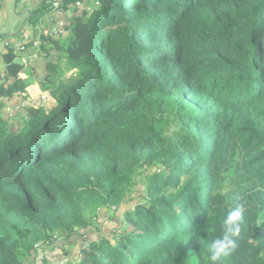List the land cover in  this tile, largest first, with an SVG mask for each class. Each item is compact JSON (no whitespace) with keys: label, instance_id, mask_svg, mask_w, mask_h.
<instances>
[{"label":"trees","instance_id":"trees-1","mask_svg":"<svg viewBox=\"0 0 264 264\" xmlns=\"http://www.w3.org/2000/svg\"><path fill=\"white\" fill-rule=\"evenodd\" d=\"M88 1L23 16L38 34L24 48L56 53L44 97L28 99L21 48L0 49V98L24 101L19 128L0 117V264L119 211L135 172L117 226L56 264H211L237 202L243 238L222 264H264V0ZM56 10L67 23L46 34Z\"/></svg>","mask_w":264,"mask_h":264},{"label":"rangeland","instance_id":"rangeland-1","mask_svg":"<svg viewBox=\"0 0 264 264\" xmlns=\"http://www.w3.org/2000/svg\"><path fill=\"white\" fill-rule=\"evenodd\" d=\"M91 0L88 1V4L86 5L87 9L91 8ZM94 1V0H92ZM55 8L59 6L60 2L57 1L54 3ZM82 4L81 2L79 5ZM64 15V13H63ZM50 17H53L50 14H46L44 16V19L47 18L49 20ZM46 28V27H43ZM46 32V31H45ZM64 32V31H63ZM62 32L61 35L64 33ZM24 37H22L23 39ZM38 40L36 43H34V47L29 45L28 50H21L19 53L22 57V59L25 60L26 67L30 69V72L32 74L34 83L33 85H30L27 88L28 92V99L35 100L38 98L44 97L47 92L42 91L39 88L38 81L43 78L46 74L45 69V62L47 59H56V53H53V55L46 59L44 56V53L41 51H36ZM28 47V46H27ZM20 59V58H19ZM3 63L0 61V71L3 69ZM70 73H67L66 76H68ZM25 76V75H24ZM0 100H3L4 106L0 107V117L3 120H7L8 123H10V126H12L14 129L19 128V121H17L18 118L14 117L15 114H17L22 107V103L24 101L21 100L19 95H14L10 101L6 98H0ZM134 180L137 183L135 186V189L132 190L131 194L129 195V198H127L121 205V209L117 212L114 211L112 208L110 211L107 212V215H103L100 218H98V221L94 223V225L91 228H87L86 231L81 234L79 232L78 235H74V241L70 242V244H66L61 239L54 240L52 242H46L43 245L38 246L37 253L35 255L34 260L32 261V264H56V263H62L66 260H77V256L80 253V250L86 245L87 239H95L100 234H107L110 232L111 229L117 226V219L119 220V216L122 215V210L129 207L131 204H133L135 201L139 199V195L142 192L144 188V181L140 178L139 173H134ZM116 212V213H115ZM111 216L112 218H110ZM116 217V218H115ZM115 218V219H114ZM27 264V263H25Z\"/></svg>","mask_w":264,"mask_h":264},{"label":"crops","instance_id":"crops-1","mask_svg":"<svg viewBox=\"0 0 264 264\" xmlns=\"http://www.w3.org/2000/svg\"><path fill=\"white\" fill-rule=\"evenodd\" d=\"M38 2L39 0H0V33L12 34H8L7 37L3 38L0 49H3L5 44H9L16 50H18L17 48H21V50H28L29 48L32 49V47H34L33 43L31 45L32 47L28 46L24 48V45L29 42V40L34 39V37H36L38 34L35 35L33 33V28L31 25L28 23H23V16H25L28 10L35 7ZM52 16L53 17L49 18V20H52L51 23L44 30V32L46 31V34L49 32H52L53 34L60 33L59 24L65 25L67 23V18L62 12L57 13L56 10ZM20 28H24L23 32L16 33ZM22 37L24 38L22 39ZM36 42L37 41H35V43ZM21 60L25 62L22 57ZM1 74H3V69L0 71V76Z\"/></svg>","mask_w":264,"mask_h":264},{"label":"clouds","instance_id":"clouds-1","mask_svg":"<svg viewBox=\"0 0 264 264\" xmlns=\"http://www.w3.org/2000/svg\"><path fill=\"white\" fill-rule=\"evenodd\" d=\"M245 211V204L237 202L225 215L222 234L213 239L209 246L211 264H222L224 258L230 256L239 248L240 241L243 238L242 228Z\"/></svg>","mask_w":264,"mask_h":264},{"label":"water","instance_id":"water-1","mask_svg":"<svg viewBox=\"0 0 264 264\" xmlns=\"http://www.w3.org/2000/svg\"><path fill=\"white\" fill-rule=\"evenodd\" d=\"M14 61L17 62V63H20V64L23 63V61L21 59H19V58H16Z\"/></svg>","mask_w":264,"mask_h":264},{"label":"built area","instance_id":"built-area-1","mask_svg":"<svg viewBox=\"0 0 264 264\" xmlns=\"http://www.w3.org/2000/svg\"><path fill=\"white\" fill-rule=\"evenodd\" d=\"M57 1H59V0H54V3H56Z\"/></svg>","mask_w":264,"mask_h":264}]
</instances>
